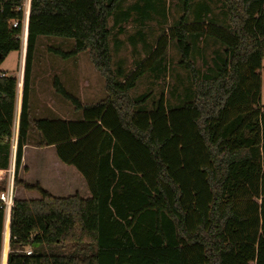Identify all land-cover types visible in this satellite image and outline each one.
<instances>
[{"label":"trees","instance_id":"1","mask_svg":"<svg viewBox=\"0 0 264 264\" xmlns=\"http://www.w3.org/2000/svg\"><path fill=\"white\" fill-rule=\"evenodd\" d=\"M24 1L0 0V65L21 51ZM120 1L31 0L27 8L15 186L41 199L14 200L8 264H264V0H224L229 26L210 17L209 4L190 20L191 3L184 0L179 25L128 75L112 68L109 19ZM130 14L118 18L129 22ZM40 37L73 40L72 51L53 53L68 59L89 52L105 80L106 98L92 105L54 82L81 120L31 119ZM202 39L220 49L206 72L196 66L197 57L205 61ZM173 43L188 82L178 78L175 106L167 107L162 94L153 110L143 109L148 97L132 100L129 93L152 67L164 69ZM17 93L18 78L0 72V170L10 168ZM29 145L55 147L91 197L56 198L21 181ZM7 183V177L0 182V195ZM3 223L0 201V251Z\"/></svg>","mask_w":264,"mask_h":264},{"label":"rangeland","instance_id":"2","mask_svg":"<svg viewBox=\"0 0 264 264\" xmlns=\"http://www.w3.org/2000/svg\"><path fill=\"white\" fill-rule=\"evenodd\" d=\"M189 1L192 7L190 20H194L195 10L197 11L202 5L209 4L210 17L215 18L217 23L221 25L230 24L229 17L225 12L224 0H194V5L192 0ZM24 2L26 4V0ZM119 3L118 11L109 19V28L112 34L110 39L112 68L115 71L121 68L124 74L128 75L157 46L158 39L162 35H167L170 28L179 25L180 19L184 15V0H121ZM23 10L25 19L23 21L21 51L10 53L0 65V72L18 77V79L20 77L22 87L19 88L16 116L20 113L18 106L20 108L22 103V77L24 76L27 52V37L25 43L24 39L28 21L26 20L25 7ZM125 11L132 12L129 22H124L118 18V15ZM202 41H204L202 43L204 51L206 50L203 53L205 61L201 57H197L196 66L202 72H206L208 67H212L215 52L220 49L218 46L215 47L211 40L202 39ZM74 46L73 40L63 38L40 37L38 39L33 58L29 97L32 120L77 121L82 119L81 112L76 111L69 101L56 92L54 88L56 80L63 85L67 93L77 98L84 105L96 104L106 98L105 80L94 68L89 52L68 59H63L53 53L54 50H62L67 53L72 51ZM24 49L25 53L23 52ZM180 58L176 44H170L166 61L163 64L165 70L162 65L157 72V65H155V69L152 67L150 73L143 76L138 81L136 88L129 93L131 99L139 100V98L147 96L148 99L143 109L150 111L155 108L154 105L164 94L166 106L169 108L175 106L178 103L176 96H180L179 91L182 93L180 89H178L177 94L174 93L178 78L182 79V83L185 85L190 77L185 70L178 66ZM259 74L261 79L260 98L264 107V59ZM18 122L16 119L14 129L16 133L12 142L14 146H16V139L18 140ZM35 139L36 136L31 138V143H35ZM31 152L28 156L30 162L35 160V155ZM50 153H52L51 150H45L40 156L47 159L50 157ZM36 174L42 175V169L37 165ZM58 184L61 186V180Z\"/></svg>","mask_w":264,"mask_h":264},{"label":"crops","instance_id":"3","mask_svg":"<svg viewBox=\"0 0 264 264\" xmlns=\"http://www.w3.org/2000/svg\"><path fill=\"white\" fill-rule=\"evenodd\" d=\"M22 78H24V76ZM18 80L19 82L17 101L19 97V88L22 87L20 83V77ZM18 129L19 125L17 128V135ZM15 133L16 132H14V135ZM31 136L32 138H34L36 135L31 134ZM45 150H51L52 152L49 155L50 157H47V159L40 156ZM29 152L34 153L35 155V160H33L32 162L28 160ZM16 157L17 139L16 146H14V144L12 143L10 168L8 170H0V182L3 181L6 177L8 178V183L5 192L10 193L11 197L13 198V201L15 199L27 201H35L41 199V196L37 191L26 190L23 186H15ZM36 165L40 166V168L42 169L41 176L36 174ZM19 179L30 186L39 185L43 191L56 198H66L75 195H79L83 199H89L91 197L90 190L83 177L74 167L67 166L60 161L57 156L55 147L39 149L31 145L27 146L24 149L23 160L21 168L19 170ZM59 180H61V186H59L58 184ZM13 208L14 202L8 210H4V223L2 235L3 240L2 249L0 251V264H8ZM26 251L32 252L33 248L28 247L26 248Z\"/></svg>","mask_w":264,"mask_h":264},{"label":"built area","instance_id":"4","mask_svg":"<svg viewBox=\"0 0 264 264\" xmlns=\"http://www.w3.org/2000/svg\"><path fill=\"white\" fill-rule=\"evenodd\" d=\"M29 2L31 3V0H26V4L24 2L23 4V8L25 7V14L27 13V8L29 7L30 8V4ZM30 12V11H29ZM27 16V14H26ZM25 19V18H24ZM26 20L29 22V15H28V18L26 17ZM24 21V20H23ZM17 23H15L13 26L14 27H17ZM26 31L28 32V25L26 26ZM4 76V75H2ZM0 201H1V204H2V208L4 210H8L10 208L11 205H13V198L11 197L10 193L9 192H5V193H2L0 195ZM31 252H28V255H30Z\"/></svg>","mask_w":264,"mask_h":264},{"label":"water","instance_id":"5","mask_svg":"<svg viewBox=\"0 0 264 264\" xmlns=\"http://www.w3.org/2000/svg\"><path fill=\"white\" fill-rule=\"evenodd\" d=\"M2 57H3V56L0 54V61H1Z\"/></svg>","mask_w":264,"mask_h":264}]
</instances>
